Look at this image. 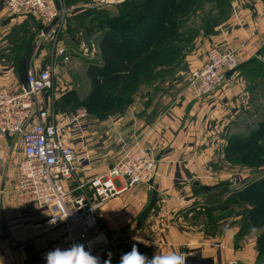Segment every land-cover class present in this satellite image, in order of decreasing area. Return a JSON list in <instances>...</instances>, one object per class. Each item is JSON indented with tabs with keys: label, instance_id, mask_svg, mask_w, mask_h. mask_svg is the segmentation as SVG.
<instances>
[{
	"label": "crops",
	"instance_id": "obj_1",
	"mask_svg": "<svg viewBox=\"0 0 264 264\" xmlns=\"http://www.w3.org/2000/svg\"><path fill=\"white\" fill-rule=\"evenodd\" d=\"M245 4L240 15L247 25L239 29L231 27L227 38L236 47L245 32L252 30L255 36L248 41L249 46L258 47L256 53L259 56L264 51V24L255 28L253 20L262 3L261 0H251ZM7 14L0 0V47H5L11 24L19 22L16 17L7 19ZM35 54L31 65L37 69L43 64L45 52L36 57ZM247 61L243 58L242 65ZM194 64L198 67L201 62ZM5 70L0 72V86L22 88L19 74L16 75L12 68ZM239 71L240 77L239 73L231 75L226 86L210 97L196 100L179 90L176 99L166 93L161 100L153 99L147 106L143 99V102L130 105L123 114L103 118V144H96V151L87 150L90 145L86 140L84 146L78 141L73 142L79 154L83 148L88 153V160L79 164L77 169L81 182L108 172L125 148L134 142L155 153L154 179L131 187H126L120 179L117 183L122 192L99 210L101 225L116 241L112 248L114 258L130 251L136 244L149 257L176 252L211 258L213 264H230L236 257L241 259L238 264H254L258 232L248 234L254 240L250 257L248 253L237 252L234 236L239 229L240 215L234 206L222 207L244 189V183L250 184L264 177V171H258L259 177L254 180L255 171L249 170L252 175L239 179L243 182L239 187L233 188L235 182L230 179L221 187L225 181L218 179L222 175L216 165L219 160L221 165H229L222 160L220 147L224 142L227 143L231 136L248 135L264 119V74L250 85L249 80L242 77L245 69ZM59 87H56L58 96L64 92H60ZM73 88L74 94L79 95V90ZM87 93L85 97H88ZM77 117L80 119V115ZM10 141L0 139V264H35L39 251L49 245L57 248L60 244L54 233L46 237L41 234V223L47 216L45 209L21 208L15 202L12 185L17 178V164L22 153L18 141L6 150ZM230 209L234 214L218 219ZM202 214L206 216L207 225L199 221L194 229L186 226L190 220L197 222ZM156 216L162 217L160 224L153 223ZM110 261L109 257V264Z\"/></svg>",
	"mask_w": 264,
	"mask_h": 264
},
{
	"label": "built area",
	"instance_id": "obj_2",
	"mask_svg": "<svg viewBox=\"0 0 264 264\" xmlns=\"http://www.w3.org/2000/svg\"><path fill=\"white\" fill-rule=\"evenodd\" d=\"M1 3L13 17L33 18L46 27L55 21L47 36L55 52L66 56V48L58 41L65 22V0H2ZM103 3L111 4V1L94 0L89 6L94 8L103 6ZM260 17L264 21V7ZM93 50L84 48L83 53L86 55ZM238 56L237 51L231 49L209 48L200 66L188 72L186 91L191 92L196 100L215 94L225 84L226 74H235ZM52 70L36 69L30 65L27 71L28 91L23 87L11 89L0 86V139L11 140L6 150L18 141L22 153L12 194L21 208L45 209L47 216L41 223L43 236L54 233L59 248H66L74 242L84 244L101 259V264H105L109 262L108 251L116 241L101 225L99 210L122 192L117 183L120 179L126 187L151 182L157 159L152 149L134 143L125 148L108 172L79 181L77 169L79 164L88 160V153L83 148L79 154L73 142L78 141L84 146V133L77 116L63 123L55 114ZM66 126L67 132L64 131ZM53 249L49 245L39 251L35 264H46L45 256ZM119 259L120 255H117L116 264H119Z\"/></svg>",
	"mask_w": 264,
	"mask_h": 264
},
{
	"label": "rangeland",
	"instance_id": "obj_3",
	"mask_svg": "<svg viewBox=\"0 0 264 264\" xmlns=\"http://www.w3.org/2000/svg\"><path fill=\"white\" fill-rule=\"evenodd\" d=\"M91 1L94 0H65V22L61 26V31L58 35V41L60 43V46L66 48V56L57 54L55 52L54 46H52V43L49 42V37L47 36L48 34L42 33L46 28L45 24L33 18L25 19L22 17H16V20L19 22L16 24L15 21V23L13 22L11 24L8 30L5 47H0V72L2 73L6 71L5 69L12 68L14 69L16 75H18L19 66L25 53L28 51L34 40H37L35 57L36 55L40 54V52H45L43 64H41V66L37 69L52 68V73H54L53 90L55 94V114L62 119L59 120L63 123L69 122L73 117L80 115L79 123L84 133V139L87 141V144L90 145V147L87 146L86 148L87 150L96 151V144H103V113H99L95 109L93 112H89L90 110L87 111L85 95L87 92V95L91 93L93 80L100 79V74L102 73H99V69H102L106 65V58L104 59V57L105 55H108V52L105 49L106 46L103 44V40L105 37L104 33L106 32L107 28H103V18L97 20V18H94V16H92L91 14L84 15L83 12L87 10L97 9L107 10L108 15L116 16L118 7L123 4L126 0H110L111 4L103 3V6H96L94 8L89 6ZM247 1L251 0H231L229 14H227L226 18L219 21L210 29H203L201 27V20L205 19L209 12L214 14L215 11H213V9L211 8L213 7V5L204 3L189 21L191 27H196L198 29V33L193 38L192 45L189 46L190 48L188 47L185 50V55L182 62L178 66H176L173 73H168L166 71V69L168 70V68H170L173 64L168 68L159 67L155 69L154 72L162 71L168 74H164L163 76H161V78H158L157 80H151L148 84H142L139 87L137 95L134 96L133 103L138 101L143 102L142 100L144 99L145 106H147L153 102V99L155 100L159 98V100H161L163 97H165L166 93L167 96L176 99L178 97L179 90H182L181 94L192 95L191 92L189 93L188 91H186V78L188 76V72L196 67H194V63H202L204 61L206 52L211 47H223L229 50L231 49L237 51L238 55L241 51L240 55L238 56V67L234 72L239 73L238 77L241 76L239 71L240 69L249 70L251 73H260V77L263 76L264 51L263 53H259L261 55L258 56V54L256 53L258 47H255L253 45L249 46L248 42L251 37L253 38L255 36V33L251 29V31L248 30L247 33L245 32L243 39L241 40V42H238L236 44L238 45L236 47L232 46L230 38H227V34L230 33L227 31H229L231 27L236 26V28L239 29L247 25L245 19L241 18L240 15V11H243L245 9V2ZM261 3L262 5L259 10L256 11L255 19L253 20V26L255 25V28H259L261 24H264V21L260 17V11L263 8L262 6L264 5V2L261 0ZM1 7L4 9L2 3ZM76 14L78 16H74ZM8 16L9 18L7 19L15 18L10 14ZM97 22L99 23L98 25L100 26L101 31L99 30L98 32H94L95 29L93 27L97 25ZM84 48H87L88 50H91L93 48L94 52L85 55L83 53ZM68 57L71 59L68 60ZM65 58H67V60ZM243 58L248 59L247 66H244L245 63L244 65H242ZM230 77L231 75L227 77L226 82ZM242 77L245 79L247 76L245 77L242 74ZM248 80L250 85L254 84L253 80H250V78H248ZM226 82L221 86V88L226 86ZM102 85L103 84H98V86ZM56 87H59L58 89L60 90V92L64 91L60 96H58ZM73 87L79 90V95L74 94ZM77 102H79V106H77V108L74 110H70V107L74 105L73 103L77 104ZM67 128V126L64 128L65 132H67ZM261 143L264 144L262 140ZM225 146L226 142H224V144L220 147L222 151L221 154L223 156L222 160L225 164L229 165H221L220 160L218 164H216L219 167V174L222 175V177L218 179H223V181H225L223 182V184L221 183V187L227 184V179H230L235 182L233 188L239 187V184L243 183L240 182L239 179H243V177H246L247 175H252L249 170H254L255 174L258 171H264L263 159L261 160L262 166L256 169H252L245 166L244 163L246 164V160L244 159L243 161L234 160L231 163L228 162L225 158ZM239 193L240 192H237L235 195L233 194L235 197L230 199L236 200L237 203L240 204V206H237V204H235V208L233 207L235 211L241 210V207L243 206L242 204L244 203L245 194ZM221 209L222 208H219V210ZM197 219V222L191 220L189 222H186V226L194 229V227L199 221H202L204 225L206 216L203 215V217L201 216ZM161 220L163 221L161 216H156L154 218L155 222L153 223L160 224ZM209 225L208 227H211ZM220 229L222 230V227ZM257 232L258 231L256 230L255 234ZM253 241V236H248L247 234L239 241H237V243H235L237 248L235 250H237V252H240L241 254L248 253L250 257V254L254 250V245L252 244ZM179 251L181 252V248L179 249ZM108 252L110 254L111 259L110 264H116L113 254L114 251L112 249H109ZM238 258L239 257H236L234 259L235 261L230 262V264H238L237 261L241 260L240 258Z\"/></svg>",
	"mask_w": 264,
	"mask_h": 264
},
{
	"label": "trees",
	"instance_id": "obj_4",
	"mask_svg": "<svg viewBox=\"0 0 264 264\" xmlns=\"http://www.w3.org/2000/svg\"><path fill=\"white\" fill-rule=\"evenodd\" d=\"M230 1L126 0L118 7L116 16L108 15L107 10L84 11V15L91 14L97 20L103 18V28H107L103 44L108 52L104 57L106 65L99 69L101 77L93 80L92 91L86 97L87 111L93 112L95 109L103 113V118L123 113L134 102V96L142 84L173 73L182 62L185 50L192 45L198 33V29L191 27L189 21L199 8L204 3L213 5L211 8L215 13L209 12L201 20V27L210 29L229 14ZM98 24L93 27L94 32L101 31ZM159 67H167L168 73L154 72ZM243 75L250 76L248 78L254 84L262 77L260 73L249 70L243 71ZM73 104L70 110L79 106V102ZM261 140L264 142V119L248 135L231 136L227 140L224 148L226 160L231 163L244 159V165L252 169L262 166L264 144ZM257 177L259 174L254 175L253 179ZM247 184L244 183V189L239 193L245 194V198L237 214L240 215L239 229L234 242L257 230L254 264H264V177ZM235 204L240 206L236 200H228L222 208ZM232 214L234 212L230 209L218 219Z\"/></svg>",
	"mask_w": 264,
	"mask_h": 264
},
{
	"label": "clouds",
	"instance_id": "obj_5",
	"mask_svg": "<svg viewBox=\"0 0 264 264\" xmlns=\"http://www.w3.org/2000/svg\"><path fill=\"white\" fill-rule=\"evenodd\" d=\"M52 223H55L53 220ZM136 240V237H133ZM46 264H101V259L94 256L84 244L74 242L66 248H55L45 256ZM187 254L172 252L167 255L153 254L151 257L142 253L136 244L130 251L120 256L119 264H186ZM109 264V262H105Z\"/></svg>",
	"mask_w": 264,
	"mask_h": 264
},
{
	"label": "water",
	"instance_id": "obj_6",
	"mask_svg": "<svg viewBox=\"0 0 264 264\" xmlns=\"http://www.w3.org/2000/svg\"><path fill=\"white\" fill-rule=\"evenodd\" d=\"M55 21H53L50 25H48L44 31L42 32L43 34L47 33L48 30L52 27ZM37 47V40H34V42L31 44L30 48L28 51L25 53L21 64L19 66V80L24 88V90L28 91V84H27V71L31 65L32 58L34 56L35 50ZM227 76L231 75V72H228L226 74ZM187 262L186 264H213V260L211 258H201L196 255H188L187 256Z\"/></svg>",
	"mask_w": 264,
	"mask_h": 264
}]
</instances>
